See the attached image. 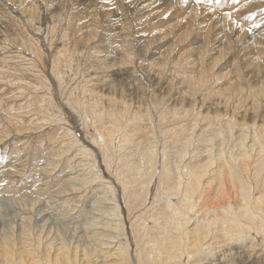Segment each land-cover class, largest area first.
<instances>
[{"label":"bare ground","instance_id":"bare-ground-1","mask_svg":"<svg viewBox=\"0 0 264 264\" xmlns=\"http://www.w3.org/2000/svg\"><path fill=\"white\" fill-rule=\"evenodd\" d=\"M32 15V19L39 17ZM1 20L5 26L0 24V70L7 71L8 76L15 75L20 81L40 84L42 90L51 92L46 85L48 72L43 74L39 65L35 67L33 61L24 56L29 54L25 53L27 50L36 55L35 50L42 46L39 40L36 42L21 25L17 28L10 25L12 15L10 19L8 13L3 14ZM67 35L63 38L66 45L54 58V65L59 63L55 72L52 71L58 84L64 80L66 71L73 70L74 60L68 47L71 39ZM14 46L20 49L12 48ZM61 62L65 64L63 70H60ZM134 74L129 72L128 77L137 80ZM92 80L95 79H88L83 91L74 98L69 93L64 94L66 103H63L79 112L87 127L96 130L91 143L93 148H87L72 137L73 131L64 126L69 122L59 128L61 142L48 143L60 148V155L74 156L76 152L80 159L75 167H71L74 161L67 165L72 176L55 184L57 197L46 193L40 196L42 199H37L40 203L49 202L52 210L60 205L58 210L61 209L62 216L55 215L58 228L48 225L38 229L21 223L10 230H0V264H264V131L246 125L234 133L232 120L225 116L211 121L214 128L196 122L186 127L180 125L181 122H170L176 112L159 113L155 107L150 115L159 114L155 120L158 122L150 124L149 128L143 125L144 136L139 138L138 132H134L142 131L141 127L132 122L143 116L132 113L123 122L119 113L122 104L126 110L132 107L120 98L106 99L92 90L101 85ZM30 96L28 94L27 98ZM51 100L50 105L40 110L32 106L30 99L20 110L10 105L8 120H1L16 126L24 123L29 115L45 118L43 125L48 129L44 130L48 131L44 138L47 139L55 131L49 128L55 126L54 113L57 119L64 120L57 112L55 100ZM103 103L111 110L105 111V105L101 107ZM176 126H180L179 131H175ZM2 133L0 130V140L4 137ZM21 133L16 128V136L25 137ZM5 134L8 137L9 134ZM34 134L26 136L33 140H27L18 150V156L23 159L30 157L34 141L40 144L43 133L40 132L39 137ZM104 166L113 179H107V173L102 170ZM75 168L76 172L72 173ZM51 172L52 164L42 169L43 174ZM155 177L159 178V190L157 188L152 206L148 207L145 205ZM47 180V177L44 181L39 179L38 188ZM16 183L15 187L1 191L0 196L22 201L27 194L18 191ZM89 192L93 205L86 210L81 205L86 204L84 197ZM55 200H58L57 205H54ZM121 201L125 204L126 217ZM77 220L81 225H76ZM128 221L132 234L127 229Z\"/></svg>","mask_w":264,"mask_h":264},{"label":"rangeland","instance_id":"rangeland-1","mask_svg":"<svg viewBox=\"0 0 264 264\" xmlns=\"http://www.w3.org/2000/svg\"><path fill=\"white\" fill-rule=\"evenodd\" d=\"M6 13L10 19L12 15L14 24L11 21L10 25H21L42 45L41 49L35 50L36 55L27 50L25 53L29 54L24 56L33 61L35 67L40 66L38 69L42 68L43 74L48 72L49 75L45 74L49 80L46 85L51 92L42 90L40 84L20 81L15 75L8 76L7 71L0 70V122L5 125L0 126L4 136L3 142L0 140V194L9 187H15L14 182H17L18 191L27 194L26 199H22L24 202L0 196V230H10L21 223L38 229L48 225L58 228L56 216L61 215L60 205L52 210L53 205L49 202L44 200L40 203L37 199H42L40 196L46 193L54 194L58 180L72 176L67 165L74 161L71 167H75L80 159H77L79 154L76 152L74 156L60 155V148L52 144L48 146V143L51 140L61 142L59 128L69 122L64 126L73 131L72 137L79 139L87 148L94 146L91 143L96 130L92 126L87 127L81 118L83 116L64 104V94L69 93L74 98L83 91L90 78L95 79L92 80L95 84L97 81L101 84L92 90L100 92L106 99L120 98L132 107L126 110L122 104L119 113L123 122L132 113L143 116L141 120L134 118L136 120L132 122L141 127L142 131L134 132H138L139 138L144 136L143 125L148 127L158 122L155 120L159 114V117L150 115L155 107L159 113L176 112L170 122H181L180 125L186 127H192L196 122L214 128L211 121L225 116L232 120L230 124L234 133L246 125L264 131V0H0V18ZM31 13L39 17L32 19ZM2 22L1 26H5ZM65 34L71 39L68 47H71L69 54L72 53L74 60L73 70L71 73L66 71L59 85L53 75L59 64L54 65V58L66 45ZM16 47L20 49L18 46L12 48ZM62 65L65 67L64 62H61L60 70L64 69ZM132 71L137 80L128 77ZM28 94L31 98H27ZM51 98L64 120L57 119L54 113L55 126L49 128L55 131L47 139L44 138L48 131L43 125L45 118L29 115L24 123L16 126L1 120H8L10 105L20 110L30 99L32 106L40 110L51 104ZM103 108L107 112L111 110L108 105ZM179 127L176 126L175 131H179ZM16 128L25 137H17ZM40 132L43 133L40 144L34 141L30 157L23 159L18 156L21 145L32 139L26 136L35 133L39 137ZM5 133L9 134L8 137ZM96 154L100 157V151L97 150ZM51 164L53 172L43 174L42 169ZM102 170L107 173V179L112 178L105 166ZM46 177V184L39 189L38 183ZM157 183L159 178L155 177L145 206H152L159 190ZM89 194L84 197L86 204L81 205L86 210L93 205ZM121 203L126 217L125 204ZM78 221L76 225H81ZM130 227L128 221L127 229L132 234Z\"/></svg>","mask_w":264,"mask_h":264}]
</instances>
